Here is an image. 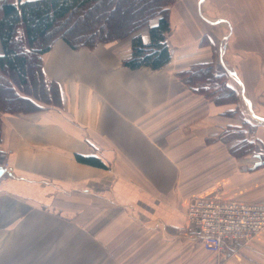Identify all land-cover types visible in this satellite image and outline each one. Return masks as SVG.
<instances>
[{
    "label": "crops",
    "instance_id": "crops-1",
    "mask_svg": "<svg viewBox=\"0 0 264 264\" xmlns=\"http://www.w3.org/2000/svg\"><path fill=\"white\" fill-rule=\"evenodd\" d=\"M246 1L261 7L257 34L212 16L208 0H173L170 59L156 70L122 63L132 35L51 43L41 71L59 103L0 110V264H264V228L215 253L184 216L193 196L264 202V164L253 166L264 161V0ZM147 28L136 31L144 41ZM211 61L235 102L177 76Z\"/></svg>",
    "mask_w": 264,
    "mask_h": 264
},
{
    "label": "trees",
    "instance_id": "trees-1",
    "mask_svg": "<svg viewBox=\"0 0 264 264\" xmlns=\"http://www.w3.org/2000/svg\"><path fill=\"white\" fill-rule=\"evenodd\" d=\"M172 1L0 0V72L9 77L7 82H0V100L9 107L12 103L25 107H0V110L31 111L41 108L37 102L46 105L59 103L58 88L44 79L40 58L55 39H62L76 49L132 35L130 56L122 63L131 69L162 68L170 59L166 34L169 30L168 6ZM154 17L156 23L150 25ZM145 25L148 26L147 41L136 33ZM177 76L190 90L214 103L237 100L226 75L216 73L212 61L192 65L177 72ZM32 83L37 85L36 93L28 89ZM39 92L46 95L40 96ZM245 143L249 148L251 143ZM243 148L244 141L240 145V149ZM75 158L90 165L104 166L92 156L75 154Z\"/></svg>",
    "mask_w": 264,
    "mask_h": 264
},
{
    "label": "built area",
    "instance_id": "built-area-1",
    "mask_svg": "<svg viewBox=\"0 0 264 264\" xmlns=\"http://www.w3.org/2000/svg\"><path fill=\"white\" fill-rule=\"evenodd\" d=\"M186 225L197 231L203 247L219 253L226 245L249 243L264 228V202L193 196L185 209Z\"/></svg>",
    "mask_w": 264,
    "mask_h": 264
},
{
    "label": "rangeland",
    "instance_id": "rangeland-1",
    "mask_svg": "<svg viewBox=\"0 0 264 264\" xmlns=\"http://www.w3.org/2000/svg\"><path fill=\"white\" fill-rule=\"evenodd\" d=\"M230 2H233L234 4ZM247 2L249 1H246V0H208V2L206 3V8L207 10H210L212 12L211 13L212 16H216L219 14L220 15H230L235 21V24L237 25L238 32H242L245 30V28L252 26L251 28L254 34H257L260 30H258L257 27L253 25H255L256 24L255 22L257 20H260L261 18V15H260L261 7L248 4ZM5 75L6 74H3L0 72V82L1 83L2 81L7 82L6 78H9V77ZM28 89H31L34 93H36L37 92L36 83H32L31 86L28 87ZM50 91H52V88L50 89ZM38 94H40V96L46 95V94H42L41 92H39ZM20 105H23V106H20ZM0 107L7 108L9 107V104L7 106L6 104L2 103L0 100ZM9 108H15V109L23 108L24 109L25 107H24V104L12 103L10 104ZM255 145L256 144L254 143V146ZM45 191L47 193V187Z\"/></svg>",
    "mask_w": 264,
    "mask_h": 264
},
{
    "label": "water",
    "instance_id": "water-1",
    "mask_svg": "<svg viewBox=\"0 0 264 264\" xmlns=\"http://www.w3.org/2000/svg\"><path fill=\"white\" fill-rule=\"evenodd\" d=\"M260 163H263V164H264V161H261V160L256 161V162L253 163V166L258 165V164H260ZM4 171H5V168L2 167V166H0V175H1L2 173H4Z\"/></svg>",
    "mask_w": 264,
    "mask_h": 264
}]
</instances>
